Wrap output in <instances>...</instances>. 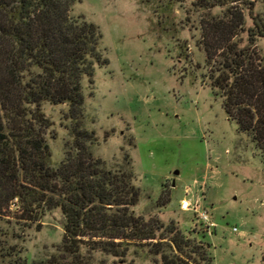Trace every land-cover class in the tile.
Returning <instances> with one entry per match:
<instances>
[{
    "label": "rangeland",
    "instance_id": "rangeland-1",
    "mask_svg": "<svg viewBox=\"0 0 264 264\" xmlns=\"http://www.w3.org/2000/svg\"><path fill=\"white\" fill-rule=\"evenodd\" d=\"M249 1L255 15L264 14L261 0ZM224 12L200 9L194 0L78 2L72 15L100 28L109 60L96 67L93 85L83 81L84 125L95 133L90 150L106 169L135 173L138 216L175 222L211 245L215 264H264V157L208 84L220 65L207 61L202 25ZM246 26H253L249 13ZM239 41L245 45L247 36ZM257 46L264 51V39ZM43 111L53 124L48 143L57 166L71 141L68 107L45 104ZM184 200L198 201L210 214L212 235L195 228L194 213L181 209ZM63 225L59 210L36 225L0 221V264H54ZM5 247L14 248L15 257H5ZM157 260L141 248L126 259L92 256V264Z\"/></svg>",
    "mask_w": 264,
    "mask_h": 264
},
{
    "label": "trees",
    "instance_id": "trees-1",
    "mask_svg": "<svg viewBox=\"0 0 264 264\" xmlns=\"http://www.w3.org/2000/svg\"><path fill=\"white\" fill-rule=\"evenodd\" d=\"M80 1L0 0V221L36 225L61 211L64 236L54 264H92L96 253L126 259L132 248L147 249L158 264H215L211 245L175 222L165 226L138 216L141 191L133 170H108L91 152L96 138L84 125L83 81L93 85L96 67L109 60L100 28L72 15ZM194 3L225 9L202 25L207 61L220 65L208 84L264 157V51L257 46L264 14L255 15L249 0ZM45 104L68 107L71 141L57 166ZM5 252L10 259L16 255L12 247Z\"/></svg>",
    "mask_w": 264,
    "mask_h": 264
},
{
    "label": "built area",
    "instance_id": "built-area-1",
    "mask_svg": "<svg viewBox=\"0 0 264 264\" xmlns=\"http://www.w3.org/2000/svg\"><path fill=\"white\" fill-rule=\"evenodd\" d=\"M181 209L185 212L189 211L194 213L196 218V229L203 230L206 234L212 235V231L216 227V224L212 222L210 214L203 209L198 201L191 203L188 200H184L181 203Z\"/></svg>",
    "mask_w": 264,
    "mask_h": 264
}]
</instances>
